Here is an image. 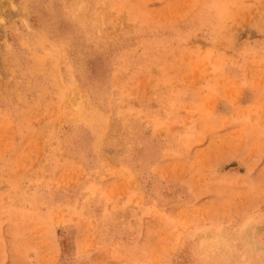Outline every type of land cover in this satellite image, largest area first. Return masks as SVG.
<instances>
[{
	"label": "rangeland",
	"instance_id": "rangeland-1",
	"mask_svg": "<svg viewBox=\"0 0 264 264\" xmlns=\"http://www.w3.org/2000/svg\"><path fill=\"white\" fill-rule=\"evenodd\" d=\"M0 264H264V0H0Z\"/></svg>",
	"mask_w": 264,
	"mask_h": 264
}]
</instances>
